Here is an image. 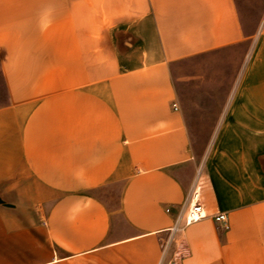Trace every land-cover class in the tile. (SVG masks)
Returning <instances> with one entry per match:
<instances>
[{"label":"crops","instance_id":"0c3cea01","mask_svg":"<svg viewBox=\"0 0 264 264\" xmlns=\"http://www.w3.org/2000/svg\"><path fill=\"white\" fill-rule=\"evenodd\" d=\"M253 35L235 0H0V264H264V38L204 153L172 75Z\"/></svg>","mask_w":264,"mask_h":264},{"label":"rangeland","instance_id":"374dc122","mask_svg":"<svg viewBox=\"0 0 264 264\" xmlns=\"http://www.w3.org/2000/svg\"><path fill=\"white\" fill-rule=\"evenodd\" d=\"M243 25L254 30V35L243 44L219 53H199L179 59L172 67L173 80L186 121L192 134V143L199 152H205L211 142L220 110L238 76L246 73L264 38V0H235ZM2 52L0 50V59ZM6 100L5 85L0 70V105ZM113 192L101 194L108 204L116 205L118 185Z\"/></svg>","mask_w":264,"mask_h":264},{"label":"built area","instance_id":"2783aa9c","mask_svg":"<svg viewBox=\"0 0 264 264\" xmlns=\"http://www.w3.org/2000/svg\"><path fill=\"white\" fill-rule=\"evenodd\" d=\"M174 108H177L174 106ZM169 210V208H166ZM207 215V212L205 210L204 203L201 201L199 192L197 189H194L192 191V194L190 196L189 204L187 208L184 211V214L182 216H177L176 221L174 225L170 228L171 232L169 235H167L166 239L163 240V249L166 248L168 242L172 239L171 236L178 230L182 229L181 225V218L184 220V223H188L190 221H194L197 219L202 218L203 216ZM215 222L218 224V226H223L224 228L228 227V219L227 214L223 210L216 211L210 215Z\"/></svg>","mask_w":264,"mask_h":264},{"label":"water","instance_id":"95a60500","mask_svg":"<svg viewBox=\"0 0 264 264\" xmlns=\"http://www.w3.org/2000/svg\"><path fill=\"white\" fill-rule=\"evenodd\" d=\"M0 201H2V200L0 199Z\"/></svg>","mask_w":264,"mask_h":264}]
</instances>
